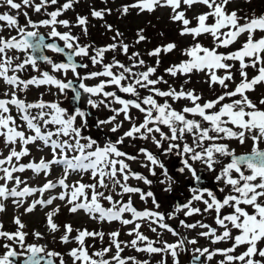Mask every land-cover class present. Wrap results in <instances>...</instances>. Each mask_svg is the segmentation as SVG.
Here are the masks:
<instances>
[{"label":"snow or ice","instance_id":"6c2138e0","mask_svg":"<svg viewBox=\"0 0 264 264\" xmlns=\"http://www.w3.org/2000/svg\"><path fill=\"white\" fill-rule=\"evenodd\" d=\"M78 2L0 0V9H9L0 11V33L9 32L7 36L0 35V82L7 86L0 92V213L7 211L8 202L15 209L23 208V213L13 217L14 231L5 230L0 222V264H68L65 254L50 250L47 244L28 242L29 236L44 240L46 233L53 242L76 245L66 253L71 264H150L148 260L122 255L129 247L149 255H170L173 264H179L178 256L189 250L188 245L194 246L190 264H211L217 256L221 258L216 264H264V97L255 102L249 96L257 86L264 85V12L241 15L238 8L229 10L234 0H135L121 6V16L132 9L138 10L137 14L170 10L168 19L178 23V34L192 37V43L181 49L186 58L164 72L171 77H188L185 85L193 73H203L209 88L215 91L218 85L221 89L214 98L204 99L195 89L182 85L177 90L158 74L162 54L176 50L175 42L144 53L132 51L135 45L148 42L145 29L140 28L133 44L125 43L119 30H114V42L104 47L81 44L80 37L71 31L72 22L60 18ZM197 5L207 11L189 18L187 13ZM22 9L44 18L34 21L29 11ZM110 12L93 9L91 16L102 19ZM75 23L87 35V17L77 15ZM61 27L67 30L60 31ZM106 27L113 31L111 25ZM41 28L49 29L46 36L53 42L46 43ZM200 37H211V45L201 43ZM234 45L239 47L233 48ZM45 49L62 54L66 62H55L44 54ZM107 52L123 54L127 63L115 56L106 62ZM145 55L155 57V63L148 64ZM40 62L50 65L55 74L42 71ZM89 63L97 70H88ZM29 68L37 75L22 76ZM81 69L88 71L82 74ZM248 69L256 70L251 78ZM69 72L73 79L67 78ZM31 86H49L50 93L52 88L60 94L71 90L77 103L87 97L86 107L66 108L59 101L44 99L29 102L20 93ZM180 100L190 103L177 109L174 103ZM90 109H107L111 115L94 117ZM92 127L103 136L102 141L91 132ZM137 140L150 142L157 151L137 147ZM249 141L250 150L245 152L232 146L233 142L244 146ZM125 147L133 148L135 154L124 151ZM33 148L39 152L47 150L49 156L25 162V158L32 157ZM173 157L179 160L176 172L181 176L190 174L197 186L189 187L191 195L186 202L175 203L172 211L164 212L160 210L164 201L157 192L171 195L180 185L170 171ZM134 162L147 169L148 175L134 170ZM57 168L60 175L52 179ZM205 170L213 179L215 190L200 186ZM28 171L32 177L23 175ZM73 174L81 178L70 183ZM84 175L90 178L89 182H83ZM130 180L137 184L129 183ZM140 182L148 190L142 189ZM137 195L143 202L151 199L153 208L139 210L133 200ZM61 206L71 215L83 212L94 221L131 226L126 234L133 238L120 240L119 229L105 234L74 228L71 223L58 224ZM38 207L49 209L44 213L46 232L26 231L28 225L21 216ZM181 213L185 218L212 215L216 227L203 219L189 223L179 219ZM175 219L189 232L200 231L191 237L182 235L167 222ZM145 226L157 234L156 240L143 233ZM158 229L177 240H161L163 233ZM106 235L107 246H103ZM200 238L210 246L196 247ZM89 239H99L102 246L90 251L93 246L87 243ZM221 242L228 246L212 247ZM158 264H167V260L162 258Z\"/></svg>","mask_w":264,"mask_h":264},{"label":"rangeland","instance_id":"374dc122","mask_svg":"<svg viewBox=\"0 0 264 264\" xmlns=\"http://www.w3.org/2000/svg\"><path fill=\"white\" fill-rule=\"evenodd\" d=\"M61 3L64 2V0H60ZM135 0H79L78 3L74 5L73 9L68 10L65 14H63L60 18L61 19H68L70 22H72V28L71 31L74 35L80 37V43L81 44H91L94 47H104L108 44L113 43V36L115 35L114 30H119L124 34L123 40L125 43L133 44L135 38H136V32L138 29L143 28L145 29V35L148 37V42H141L138 45H135L131 50L132 51H140L142 53L146 52L147 50H151L154 47L158 45L167 44L169 42H175L178 45V48L174 50L170 54H162V64L158 69V74L164 76V79H166L169 84H171L173 87H175L177 90L180 89V87L183 85L187 89H195L197 93L202 94L204 99H210L214 98L215 95L219 94L221 89L217 85L215 86V91H213L211 88H209L208 84L205 83L206 77L203 73H193L191 75L190 82L188 84H184V81L188 79V77L180 76L177 77H171L167 73L164 72V69L169 67L173 63H179L180 60L185 59L186 57H183L181 55V49L188 46L190 43H192V37L185 36L181 37L178 34V23H172L168 17L170 14L169 9H158L153 13L143 12L140 14H137L138 10L132 9L130 10L129 14L126 16H121L120 14V8L122 5L125 4H131L134 3ZM238 8L240 9V14H251L253 11L256 14H260L264 12V0H251V3H246L245 0H234L233 3L229 5V10ZM103 10V9H110V13H105L104 17L102 19L95 18L91 16L92 10ZM9 9L3 8L0 9V11H7ZM49 11L53 10V8H49ZM13 14H15V10H11ZM21 11H29V14L31 18L35 20L42 19L44 17L40 16L39 14L31 11L30 9H22ZM207 11V9L202 5H197L194 7L193 10H190L187 15L189 18H191L193 15H195L198 12ZM84 16L87 17L88 23H87V35L83 33L82 27L76 26V16ZM20 22H24V17L21 15L19 17ZM106 25H111L113 28V31H109L106 27ZM60 31H66L67 29L59 28ZM42 34H47L49 31L48 28H41L40 29ZM163 32L164 35L161 36L160 33ZM9 32L6 30L3 33H0V35L7 36ZM12 35H15V32H11ZM257 35H260L257 33ZM200 42L203 43L206 46L211 45V37H200ZM60 44L63 45L62 41H59ZM234 47H239V45H234ZM220 51H225V49H220ZM55 62H59L61 60V57L57 55L56 53H53L51 50H48L47 52ZM12 54V53H10ZM16 55H20L19 53H15ZM115 56L117 59L121 60L122 62L127 63L126 57L119 53V52H107L105 53L106 62H111L112 57ZM77 60L79 58H76ZM144 59L148 62V64H154L155 63V57H148L147 55L144 56ZM88 63V61H85ZM238 67V65H237ZM40 68L42 71H49L51 73L50 65L47 64H41ZM90 71L97 70V67L92 66L89 63V69ZM81 69V73L83 74L85 71ZM249 77L256 74L255 69H248ZM55 74V73H51ZM24 77L29 76H35L37 73L35 71H32L31 68H29L28 72L21 74ZM68 79H73L72 74L69 72L67 75ZM239 76L237 74L236 80L237 83L239 82ZM89 84L96 83V81H87ZM162 88H167V85H161ZM7 86L4 85L2 82H0V92L6 90ZM111 90V89H109ZM43 94V95H41ZM118 95H124L121 93H118ZM21 98L26 99L29 102L36 101L37 99H44L46 101H59L62 103V105L66 108L72 107L70 104V100L73 96V93L69 90L66 91V94H60L57 92L55 88H52L51 93L49 92V86H31L27 92L20 93ZM249 96L253 101L258 102V99L261 97H264V85L257 86L256 90L254 92L249 93ZM86 99L87 97H83L80 101V107L84 108L86 107ZM190 102L187 100H180L174 103V107L177 109H180L184 105H188ZM113 107H117V105H113ZM93 113L94 117H99L101 119L106 118L107 116L111 115V113L107 109L102 110H96V109H90ZM13 114L15 115V109H13ZM135 114V113H134ZM128 127L127 122L125 123V128ZM105 132H107V129H104ZM91 132L99 136L101 141L103 140V136L100 135L97 132V129L95 127L91 128ZM109 135H111L109 133ZM115 139V137H113ZM126 144L130 143L129 141L125 142ZM137 147H147L151 151L156 152V148L153 144L146 141H135ZM250 144L244 146H238L237 143L233 142L232 146L236 147L239 152H245L250 150ZM0 150H3V142L2 139H0ZM124 151L130 152L132 154H135V150L130 147H125L123 149ZM4 155H7V152L4 151ZM40 156L48 157L49 153L47 150L43 152L37 151L35 148L32 149V157L25 158V162L27 160L36 158L38 159ZM142 159V158H141ZM179 160L176 157L172 158V166L170 168V171L172 174H174L177 179L180 181V185L178 186L177 190L174 191L173 194L167 195L162 194L160 192H157L158 198L162 199L163 207L160 209L164 212H170L172 209L170 206L176 203V200H179L180 202L184 203L186 202L187 198L190 197L191 193L189 192V187H195L193 184L192 178L190 174H185L181 176L178 172H176V168L179 167ZM199 165H197V168L199 169ZM132 168L138 172L143 173L144 175H148V171L145 168L140 167L138 163H132ZM203 180H204V186H207L213 190L216 189V185L211 178L210 174L205 170L203 173ZM25 177H32L33 174L31 171H28L23 174ZM60 175V169H55L52 174V179H56ZM80 176H77L76 174H73L70 183L80 179ZM90 181V178L87 175L83 176V182L87 183ZM34 184L38 183V181L33 180ZM129 183L136 185L137 181L130 180ZM139 186L144 189L148 190V186L144 185L142 182L139 183ZM57 192L59 189L56 190ZM166 197V200L164 199ZM125 200H127V196L124 197ZM133 200L135 202V206L139 210H143L144 208H153V205L151 203V199H149L147 202H143L139 199V196H134ZM56 204H60V201H56ZM27 206V205H25ZM200 207H203V205H199ZM49 209H40L39 207L31 214L23 215L21 216V219L28 225L26 231H33L38 230L41 232H46L45 228V216L44 213L48 211ZM23 213V208L15 209L10 202H8L7 205V211L4 213H0V222L4 224L5 230L8 231H14L16 226L13 224V217L20 215ZM179 219H187V222L192 223L195 220L203 219L205 223H208L212 225L213 227H216L214 224L213 216L209 214H205L204 217L195 216L191 218H185L182 213L179 214ZM179 219L175 220H168L167 222L172 225L173 227L177 228L182 235L185 236H195L196 232L200 231V229H196L195 231L189 232L188 230L182 228L179 226ZM56 222L58 224H64V223H71L74 228H87L88 230H95V231H103L105 234L108 232L114 231V230H121V236L119 237L122 241H129L133 237L128 236L126 233L131 226H122L118 222L114 223H101L98 221H94L88 218L83 212L71 215L68 213L67 208L61 206V213L56 218ZM143 233L148 236L152 240L157 239V234L151 232L147 226L142 228ZM62 232V230H61ZM158 232H162L163 235L159 238L161 240H166L168 242H175L177 240V237L172 236L170 233L158 229ZM61 233H57L56 235L59 236ZM29 243H38V244H47L48 248L50 250H56L61 252L62 254H65V259L68 260V264H71L70 259L67 257L66 253L67 251L75 247L76 245L74 243H70L68 245H64L59 243L58 241L53 242L51 239V235L46 233V239L44 240H35L32 236L28 237ZM89 245H92L93 247L90 248V251L98 250L102 245L99 239L92 240L89 239L87 241ZM103 246H107V235L105 236V243ZM160 246V245H156ZM199 246H210L209 242L204 240L203 238H200L199 244L196 245V247ZM228 246L224 242H221L217 245H214L212 247H226ZM194 246L188 245V251L187 252H181L178 256L179 264H190V258L192 257L193 253L191 249ZM261 247H264V245H261ZM242 250V249H241ZM0 251H3L0 249ZM114 253V249H113ZM124 256H135L138 260H148L150 264H158V262L165 258L167 260V264H173V259L170 255L167 257H164V254H152L149 255L145 252H136L132 248H125V251L122 253ZM221 257L217 256L214 258V260L211 262V264H216V261H218ZM208 264V262H206Z\"/></svg>","mask_w":264,"mask_h":264},{"label":"water","instance_id":"95a60500","mask_svg":"<svg viewBox=\"0 0 264 264\" xmlns=\"http://www.w3.org/2000/svg\"><path fill=\"white\" fill-rule=\"evenodd\" d=\"M51 42H53V40L52 39H49V38H46V43H51ZM55 42H57L58 43V41H55ZM43 52H44V54H46V49L45 50H43ZM47 55V54H46ZM59 55H61L62 57H63V55L62 54H59ZM62 62H66V58H64L63 57V61ZM40 64H43L42 62H40ZM70 104H71V106L74 108V107H76V106H79L80 107V102L79 103H77L76 101H74L73 99H71V101H70ZM202 175V174H201ZM195 185V184H194ZM195 186H197V185H195ZM200 186H204V180L202 181V184L200 185ZM176 203H180L179 202V200H177V202ZM190 261H191V259H190Z\"/></svg>","mask_w":264,"mask_h":264},{"label":"flooded vegetation","instance_id":"af4514ba","mask_svg":"<svg viewBox=\"0 0 264 264\" xmlns=\"http://www.w3.org/2000/svg\"><path fill=\"white\" fill-rule=\"evenodd\" d=\"M180 203H182V202H180ZM170 208L172 209V206H170Z\"/></svg>","mask_w":264,"mask_h":264}]
</instances>
